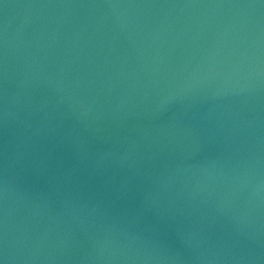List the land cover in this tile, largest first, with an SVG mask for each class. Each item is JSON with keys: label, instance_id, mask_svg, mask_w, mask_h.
Wrapping results in <instances>:
<instances>
[{"label": "water", "instance_id": "95a60500", "mask_svg": "<svg viewBox=\"0 0 264 264\" xmlns=\"http://www.w3.org/2000/svg\"><path fill=\"white\" fill-rule=\"evenodd\" d=\"M0 264H264V0H0Z\"/></svg>", "mask_w": 264, "mask_h": 264}]
</instances>
